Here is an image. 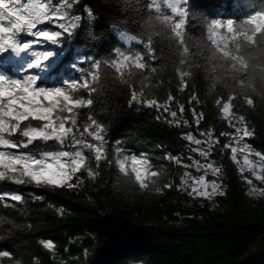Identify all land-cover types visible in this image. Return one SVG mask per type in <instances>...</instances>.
I'll return each mask as SVG.
<instances>
[{
  "label": "trees",
  "instance_id": "obj_1",
  "mask_svg": "<svg viewBox=\"0 0 264 264\" xmlns=\"http://www.w3.org/2000/svg\"><path fill=\"white\" fill-rule=\"evenodd\" d=\"M173 3L163 27L150 0H77L76 24L56 29L40 82H74L56 112L71 131L29 151L73 137L82 162L62 184L0 182L24 196L0 203V264H236L264 233V186L250 191L231 149L242 140L264 176V0ZM214 167L225 194L192 195Z\"/></svg>",
  "mask_w": 264,
  "mask_h": 264
},
{
  "label": "snow or ice",
  "instance_id": "obj_2",
  "mask_svg": "<svg viewBox=\"0 0 264 264\" xmlns=\"http://www.w3.org/2000/svg\"><path fill=\"white\" fill-rule=\"evenodd\" d=\"M25 4H28L27 9L24 8ZM34 9L35 3L30 4L29 0L27 2L0 0V57L8 54L9 49L19 54L17 39L23 50L38 46L41 40L47 42L57 39L52 35L55 30H51V26L55 25L47 23L44 24L47 26L44 29H48V31L42 30L35 36L20 31V12L18 10H23L25 14H31ZM9 12L11 15L7 14ZM5 21L8 26H5ZM28 23L31 24L32 21L30 20ZM33 31L35 30L33 29ZM17 32H19V36L16 35ZM22 34L33 39L25 40ZM44 58L46 59V56ZM40 63V60H33L23 69H19L18 72L24 74L23 78H8V76L0 74V182L9 181L15 185H23L26 181L33 182L43 177V171L33 170V165L41 164L42 161L35 151H29V149L34 148L38 141L49 139L52 129L55 127L52 122L56 119V112L63 109V98L66 94L60 88L49 90L47 86H40L38 82L41 81V77L34 71L39 69ZM5 71H10V69H5ZM63 87H67V85ZM65 150H67V145ZM33 157H37V159L34 160ZM45 158H48L47 155ZM52 159L58 160L59 156H53ZM261 160L264 161V158ZM245 163L250 164L251 162ZM47 170V168L44 169V171ZM252 170L254 171V168ZM209 172L212 175L215 172L214 176H219L221 173L214 167L207 173L204 170V176ZM258 178L264 180V176ZM209 188L210 191H208ZM251 191L255 192L256 189L253 188ZM197 193L207 199L225 194L220 183L216 180L209 183L206 179L204 181L197 180L192 195H197ZM23 197L22 194L14 192L0 193V203L6 199L19 202ZM7 255V250H0V256Z\"/></svg>",
  "mask_w": 264,
  "mask_h": 264
},
{
  "label": "rangeland",
  "instance_id": "obj_3",
  "mask_svg": "<svg viewBox=\"0 0 264 264\" xmlns=\"http://www.w3.org/2000/svg\"><path fill=\"white\" fill-rule=\"evenodd\" d=\"M77 0H29V3H35V9L31 14H25L23 10H18L20 12L19 15V22L21 23V29L20 31L27 32L30 35L35 36L40 31H48V29H44L47 27L44 24H50L55 25L51 26V30H55L52 32L53 36H56L57 30L61 29L64 31H69L77 22V15L75 13V10L73 8V4ZM23 2H27V0H23ZM175 7L171 8L175 12H179L177 3H174ZM24 8H28V4L24 5ZM8 15H11V13H7ZM32 21L31 24H29V21ZM5 26L7 25V22L5 21ZM231 29L230 24L226 23V29ZM33 29L35 31H33ZM115 34L117 35L118 32H123L125 35L123 37H120L119 40L123 41L126 44H129L130 42H134L133 40H130L127 38L128 34L125 31L122 30H114ZM19 36V32L16 34ZM23 39L25 40H31L33 39L30 36H27L26 34H22ZM118 37V36H117ZM18 48H19V54H17L16 51L9 49L8 54H5V56L1 57L0 63L2 65L10 66V71L5 72L0 67V74H4L8 76V78H23L22 73L18 72L19 69H23L27 64L31 63L33 60H40L41 63L39 65V69L34 70L37 75L41 77L44 76V74L49 70V68L54 63L55 59L57 58V54L55 50L53 49V42L52 41H39L38 46H34L28 50H23L22 47H20V41L17 39L16 41ZM50 53V55H48ZM46 56V59L44 58ZM4 63V64H3ZM40 86H47L49 87V90H54V88H60L62 92L66 94L67 87L72 86L74 82L72 80L66 79L63 82V85L58 87H52L45 85L41 82H38ZM67 85V87H63ZM76 101H69V103L74 104ZM52 132L49 136V139H56L60 140L61 138H68L66 136L71 130L66 127V124H64L62 121H59L55 119L53 122ZM69 139V138H68ZM79 139H73L72 137V145L70 150H63L59 152H45L42 153L39 156V159L42 161L41 164H34L33 170L37 172L43 171V177L42 179L36 180V181H44V182H50L53 184H62L69 182L72 175L78 168V166L82 162V153L81 149L78 146ZM74 149V151H73ZM232 149V156L233 159L237 162L239 169L243 173V175L246 178V181H251L249 183V189L250 191L255 188L256 192H261L262 187L264 186V180L259 179L258 177L263 176L261 174V167H260V158L259 155L253 150H251L249 147L246 146L242 140H234L233 144L231 145ZM47 155L48 158H45ZM53 156H59L58 160H53ZM33 159H37V157H33ZM134 165L137 168V176L140 180L144 179L146 177V168L144 162L138 159H134ZM250 161V164H246L245 162ZM47 168V171H44V169ZM254 168V171L252 170ZM243 169V170H242ZM206 179L211 183L213 179L209 176H204V172L197 174L195 177H191L190 180H187V183L190 184L192 189V192L195 191V186L197 185V180L204 181ZM211 189L209 188L208 191ZM197 195H201L200 193H197ZM203 197V196H202Z\"/></svg>",
  "mask_w": 264,
  "mask_h": 264
},
{
  "label": "clouds",
  "instance_id": "obj_4",
  "mask_svg": "<svg viewBox=\"0 0 264 264\" xmlns=\"http://www.w3.org/2000/svg\"><path fill=\"white\" fill-rule=\"evenodd\" d=\"M173 7H175L173 0H150L149 10L156 13V16L154 17L156 23L163 27H167L169 25V17L164 15V9H171ZM124 35L125 33L123 32L117 33L118 38L123 37ZM127 38L136 42H141L140 37L134 34L129 33Z\"/></svg>",
  "mask_w": 264,
  "mask_h": 264
},
{
  "label": "water",
  "instance_id": "obj_5",
  "mask_svg": "<svg viewBox=\"0 0 264 264\" xmlns=\"http://www.w3.org/2000/svg\"><path fill=\"white\" fill-rule=\"evenodd\" d=\"M236 264H264V233L257 236L253 245H248L246 254L235 261Z\"/></svg>",
  "mask_w": 264,
  "mask_h": 264
}]
</instances>
